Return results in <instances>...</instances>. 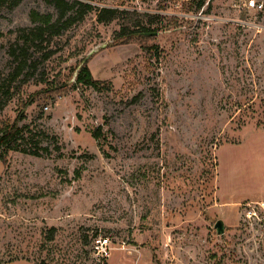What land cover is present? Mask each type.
I'll list each match as a JSON object with an SVG mask.
<instances>
[{
    "label": "rangeland",
    "instance_id": "1",
    "mask_svg": "<svg viewBox=\"0 0 264 264\" xmlns=\"http://www.w3.org/2000/svg\"><path fill=\"white\" fill-rule=\"evenodd\" d=\"M13 1L0 0V120L23 114L38 153L0 148V264H264V15L94 0L21 62L31 14L56 10ZM103 7L160 15L158 34L117 40L127 17L100 22ZM85 64L100 89L78 82Z\"/></svg>",
    "mask_w": 264,
    "mask_h": 264
},
{
    "label": "trees",
    "instance_id": "2",
    "mask_svg": "<svg viewBox=\"0 0 264 264\" xmlns=\"http://www.w3.org/2000/svg\"><path fill=\"white\" fill-rule=\"evenodd\" d=\"M21 0H14L13 5H16ZM48 4L52 5L56 10V15L51 13L33 12L31 19L33 26L27 29L26 33L22 35L24 38L25 46L13 45L11 50L15 53L18 50L22 51L24 58L21 62H26L27 49L30 46L40 47L48 39H52L59 36L62 32L72 27L75 23L85 19V17L95 9L93 5L94 0H45ZM195 5V9L199 12L202 10L209 0H192L190 1ZM127 17V25L122 26L119 31L115 33V39L121 41H129L135 38L136 35H147V33H155L158 29L151 28L150 24L155 22L160 15L144 13L140 14L136 11L120 10L118 8L103 7L99 10L98 20L100 22H111L118 20L121 17ZM147 18V21H145ZM26 30V29H25ZM153 37V35H147ZM28 45V46H27ZM152 46L146 47L149 50ZM53 54L50 51L46 54V57H50ZM23 64V63H22ZM20 67L17 69L18 72ZM79 83H83L88 86H92L96 89H100L103 81L96 80L93 77L92 71L87 64H85L77 78ZM24 119L23 114L19 116L14 122H7L0 120V148H6L9 150L23 151L26 153H32L37 155V151L27 148H23V142L26 140L25 132L28 129L27 125L21 126L20 123ZM100 130L94 132V137L99 138Z\"/></svg>",
    "mask_w": 264,
    "mask_h": 264
},
{
    "label": "built area",
    "instance_id": "3",
    "mask_svg": "<svg viewBox=\"0 0 264 264\" xmlns=\"http://www.w3.org/2000/svg\"><path fill=\"white\" fill-rule=\"evenodd\" d=\"M229 2L231 9L237 12H242L247 15L253 13L257 16L264 15V0H229ZM202 10H200L198 14L194 15L193 17L198 19H206V17L202 14ZM112 250L113 245L109 238L98 237L95 239L94 252L99 262L105 263L112 256Z\"/></svg>",
    "mask_w": 264,
    "mask_h": 264
},
{
    "label": "water",
    "instance_id": "4",
    "mask_svg": "<svg viewBox=\"0 0 264 264\" xmlns=\"http://www.w3.org/2000/svg\"><path fill=\"white\" fill-rule=\"evenodd\" d=\"M157 34H158V32H155V33H147V35H153V36H156ZM216 228H217V230H218L219 233H223L224 230H225L224 221L223 220H219L216 223Z\"/></svg>",
    "mask_w": 264,
    "mask_h": 264
}]
</instances>
